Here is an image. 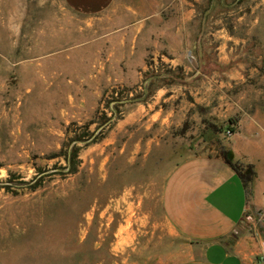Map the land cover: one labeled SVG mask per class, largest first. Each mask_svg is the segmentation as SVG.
Instances as JSON below:
<instances>
[{
	"label": "rangeland",
	"instance_id": "rangeland-1",
	"mask_svg": "<svg viewBox=\"0 0 264 264\" xmlns=\"http://www.w3.org/2000/svg\"><path fill=\"white\" fill-rule=\"evenodd\" d=\"M124 23L143 25L135 47ZM256 109L264 0H116L96 17L0 0V264H172L177 239L145 236L131 206Z\"/></svg>",
	"mask_w": 264,
	"mask_h": 264
},
{
	"label": "crops",
	"instance_id": "crops-1",
	"mask_svg": "<svg viewBox=\"0 0 264 264\" xmlns=\"http://www.w3.org/2000/svg\"><path fill=\"white\" fill-rule=\"evenodd\" d=\"M63 1L78 15L96 17L116 0ZM124 8L135 14V21L147 18L144 13L148 12L133 3ZM130 25L128 29L127 23L120 24L113 31L125 38L126 31L132 30L131 46L135 47L144 28L142 23ZM138 74L137 70L132 75L121 71L118 77L129 82ZM232 126L225 146L233 160L253 166L252 181L246 184L219 152L195 153L174 164L158 197L151 198L150 209L145 204L141 216L138 202L133 207L129 204L134 213L129 218L137 230V223L144 222L145 236L148 230L151 237L160 231V238L177 239L167 250L175 255L172 264H264V110L245 111Z\"/></svg>",
	"mask_w": 264,
	"mask_h": 264
},
{
	"label": "trees",
	"instance_id": "trees-1",
	"mask_svg": "<svg viewBox=\"0 0 264 264\" xmlns=\"http://www.w3.org/2000/svg\"><path fill=\"white\" fill-rule=\"evenodd\" d=\"M227 130L232 131L233 127H229ZM219 153L221 154V157L243 177L246 184L252 181L254 177V169L251 164H243L237 160H233L229 155L228 149L224 146L220 148Z\"/></svg>",
	"mask_w": 264,
	"mask_h": 264
},
{
	"label": "built area",
	"instance_id": "built-area-1",
	"mask_svg": "<svg viewBox=\"0 0 264 264\" xmlns=\"http://www.w3.org/2000/svg\"><path fill=\"white\" fill-rule=\"evenodd\" d=\"M226 133L229 135L231 133V131L230 130H227Z\"/></svg>",
	"mask_w": 264,
	"mask_h": 264
}]
</instances>
